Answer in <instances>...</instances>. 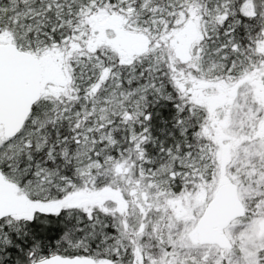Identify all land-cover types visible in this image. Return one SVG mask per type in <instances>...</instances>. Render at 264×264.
I'll return each mask as SVG.
<instances>
[{
	"label": "snow or ice",
	"instance_id": "1",
	"mask_svg": "<svg viewBox=\"0 0 264 264\" xmlns=\"http://www.w3.org/2000/svg\"><path fill=\"white\" fill-rule=\"evenodd\" d=\"M0 264H264V0H0Z\"/></svg>",
	"mask_w": 264,
	"mask_h": 264
}]
</instances>
